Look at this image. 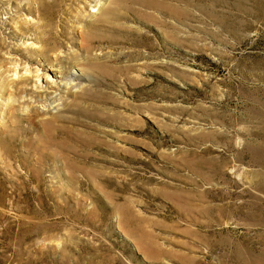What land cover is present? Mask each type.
<instances>
[{
	"label": "rangeland",
	"instance_id": "374dc122",
	"mask_svg": "<svg viewBox=\"0 0 264 264\" xmlns=\"http://www.w3.org/2000/svg\"><path fill=\"white\" fill-rule=\"evenodd\" d=\"M107 1L0 0V264H264V0Z\"/></svg>",
	"mask_w": 264,
	"mask_h": 264
},
{
	"label": "bare ground",
	"instance_id": "6f19581e",
	"mask_svg": "<svg viewBox=\"0 0 264 264\" xmlns=\"http://www.w3.org/2000/svg\"><path fill=\"white\" fill-rule=\"evenodd\" d=\"M128 1H132V0H109L105 4H103L102 7H100V12H99L100 14L97 15L96 17L99 16V21L101 23H107L112 18L120 16V12H119L120 8L122 6H124V5H126V3ZM133 1H137V2L142 3L143 5L148 6V7H152L150 10L154 9V11L156 10V12H158V13H163V14L167 13V14H170L175 20H178L177 18H179V16H185V17H186V15L191 16L190 14H191V10L193 8L192 7L193 6L192 4L194 2V0H165L164 2L163 1L160 2V0H133ZM132 8H134V7H132ZM174 19H172V20H174ZM86 24L88 25V22ZM174 24H175V22H174ZM172 28H173V30L174 29H177L174 25L172 26ZM172 32L174 34V37L176 38L175 44L176 43L177 44L180 43V40L177 37L178 36L177 35V31H172ZM87 35H88L89 38H91V34H85V35H83V38L86 39V36ZM26 79H28V78H26ZM13 83H17V82L16 81H13ZM22 91H25V88H19L18 92L20 93ZM10 97H11V95H10ZM10 97H9V99H10ZM70 104H72V103L70 102ZM77 105H78V102H77ZM69 106H71V105H69ZM64 107H66V106H64ZM8 110H9V115H11L12 117H14L13 122L14 123H18L17 114H16V111H15L14 107H12V105H10ZM32 116H33V118L31 119L32 120V123H34L35 120H36V121H38V124L39 125H42L43 130H45V132H44L45 137H47L48 140H50L51 143L53 141L54 142L56 141L58 144H64L65 143V141L61 139L62 138L61 135L57 133L59 131L55 130L56 127H57L56 120L59 117V114L57 112L55 113V112H52L51 111V112H49V114H46V112H42V111H39L37 109H34L32 111ZM18 134H19V130H16V129L14 130V133H11L9 131H6V128H4L3 130L2 129L0 130V148L3 151L2 152L3 155H6V157H10V158H12V157H16L17 158L18 157V154L16 153V149H15V145H16V142H17V140H16L17 138H15V137H17L16 135H18ZM2 159H4V158H2ZM8 162H6L4 164H7ZM11 166L12 165H10V167Z\"/></svg>",
	"mask_w": 264,
	"mask_h": 264
}]
</instances>
